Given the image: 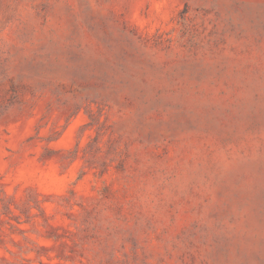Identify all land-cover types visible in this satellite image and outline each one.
Wrapping results in <instances>:
<instances>
[{
	"label": "rangeland",
	"instance_id": "1",
	"mask_svg": "<svg viewBox=\"0 0 264 264\" xmlns=\"http://www.w3.org/2000/svg\"><path fill=\"white\" fill-rule=\"evenodd\" d=\"M0 264H264V0H0Z\"/></svg>",
	"mask_w": 264,
	"mask_h": 264
}]
</instances>
